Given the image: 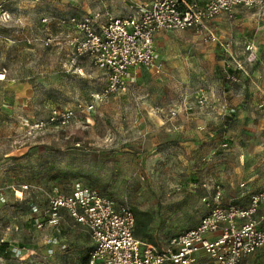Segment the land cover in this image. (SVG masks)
<instances>
[{"label":"rangeland","instance_id":"374dc122","mask_svg":"<svg viewBox=\"0 0 264 264\" xmlns=\"http://www.w3.org/2000/svg\"><path fill=\"white\" fill-rule=\"evenodd\" d=\"M150 1L0 0V244L10 252L0 264H87V229L44 216L49 194L76 183L150 213L140 237L162 248L200 222L210 210L203 198L218 186L225 205L248 206L262 190L264 10L213 20L222 44L192 30L158 34L154 65L136 68L125 92L87 109L106 75L87 60L70 63L67 40L78 31L56 20L127 17ZM55 109L73 110L74 121L33 129Z\"/></svg>","mask_w":264,"mask_h":264},{"label":"built area","instance_id":"2783aa9c","mask_svg":"<svg viewBox=\"0 0 264 264\" xmlns=\"http://www.w3.org/2000/svg\"><path fill=\"white\" fill-rule=\"evenodd\" d=\"M239 8L261 11L264 0H205L203 4L198 0H152L134 6L127 17L95 13L56 21L78 31L67 40L73 52L70 63L77 66L80 60H87L106 75L105 88L94 93L93 102L87 106L92 110L96 103L125 92L136 68L154 65L158 34L192 30L205 43L219 44L211 27L213 20L222 14L233 17ZM1 15L2 19L10 17L7 11ZM49 20L43 18L44 23ZM51 41L47 38L45 44ZM0 77L4 80L5 74ZM74 118L73 110L55 109L47 121L33 129L49 124L65 126ZM262 184L247 207L225 205L218 186L203 198L210 205L209 212L196 226L173 236L165 248L136 236V216L130 206L116 205L100 191L80 183L68 193L49 194L44 216L57 225L66 214L74 226L87 229L93 242L88 264H241L249 256L264 255V217L257 215L264 200V179ZM19 191L22 195L23 190ZM35 220L42 225V220Z\"/></svg>","mask_w":264,"mask_h":264},{"label":"trees","instance_id":"16d2710c","mask_svg":"<svg viewBox=\"0 0 264 264\" xmlns=\"http://www.w3.org/2000/svg\"><path fill=\"white\" fill-rule=\"evenodd\" d=\"M136 216V230H135V234L137 237L144 239V240H148L146 238L140 237V235H145L147 232L148 227L150 226V224L152 223V215L148 212H144V211H140V210H133ZM152 242V241H150ZM153 243V242H152ZM8 244L7 243H1L0 244V256L3 258H8L10 252L8 251ZM87 264H88V260H87Z\"/></svg>","mask_w":264,"mask_h":264},{"label":"crops","instance_id":"0c3cea01","mask_svg":"<svg viewBox=\"0 0 264 264\" xmlns=\"http://www.w3.org/2000/svg\"><path fill=\"white\" fill-rule=\"evenodd\" d=\"M143 4H145V3H143ZM138 5H142V4H138ZM97 13H99V12H97ZM106 13H109V12H106ZM105 13V14H106ZM102 14V13H101ZM102 15H104V13L102 14ZM69 36H71V35H69ZM80 69H82V71H83V67L82 68H80ZM132 80H131V83L135 80V76H134V71L132 72ZM130 83V84H131ZM20 191H18L17 193L18 194H20L19 193ZM21 195V194H20ZM234 204H236V203H234ZM238 205V204H237ZM239 206H241V205H239ZM241 207H247V206H241ZM258 217H264V200L260 203V207H259V211H258ZM64 216H66L67 217V220H70V221H72L66 214H64ZM42 220V219H41ZM65 220V219H64ZM34 221H36V220H34ZM47 241V240H46ZM46 241H44V242H46ZM57 241V236L56 237H54V238H49L48 239V242H50V243H54V242H56ZM58 242V241H57ZM56 244V243H55ZM16 250V253H17V257H21V256H23L21 259H24V252L22 251V249H20V248H17V249H15ZM34 253V251H31V252H29V254L28 255H30V254H33ZM252 257H254V258H258L259 260H261V261H264V255L263 254H261V253H257V254H255V255H252V256H249V257H247V258H245L242 262H241V264H245L247 261H249Z\"/></svg>","mask_w":264,"mask_h":264},{"label":"snow or ice","instance_id":"6c2138e0","mask_svg":"<svg viewBox=\"0 0 264 264\" xmlns=\"http://www.w3.org/2000/svg\"><path fill=\"white\" fill-rule=\"evenodd\" d=\"M0 78H2V77H0Z\"/></svg>","mask_w":264,"mask_h":264}]
</instances>
